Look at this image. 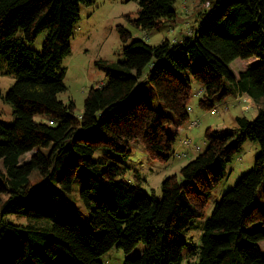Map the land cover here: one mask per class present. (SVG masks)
Segmentation results:
<instances>
[{"label":"trees","instance_id":"1","mask_svg":"<svg viewBox=\"0 0 264 264\" xmlns=\"http://www.w3.org/2000/svg\"><path fill=\"white\" fill-rule=\"evenodd\" d=\"M175 2L139 0L130 22L144 33L170 27L178 18ZM93 3L0 0V73L14 81L0 94L12 109L10 122L0 119V264H102L99 258L112 248L129 255L140 244L124 264H182V234L203 217L210 193L225 177L224 165L246 140L259 149L254 166L215 204L198 252L190 256L198 260L189 264H264L258 247L264 213L253 205L264 183V0H199L209 8L195 13L191 30L156 45L116 26L123 60L95 63L104 80L89 88L75 114L72 100L58 99L66 91L60 64L80 6ZM41 34L36 52L32 46ZM235 60L251 61L236 78L229 68ZM141 79L153 96L138 95L131 103ZM234 93L262 104L257 116L237 117L232 131L207 128L205 149L179 177L162 182L160 199L148 195L139 173L124 165L131 145L160 162L178 160L174 152L183 150L192 155L187 136L190 146L174 150V130L189 122L191 97L214 111L212 99ZM151 99L161 108L150 107ZM75 185L100 237L65 218ZM11 215L38 226L4 221Z\"/></svg>","mask_w":264,"mask_h":264},{"label":"rangeland","instance_id":"2","mask_svg":"<svg viewBox=\"0 0 264 264\" xmlns=\"http://www.w3.org/2000/svg\"><path fill=\"white\" fill-rule=\"evenodd\" d=\"M139 0H94L91 5H81L78 21L74 26L72 39L70 41L69 53L62 59L60 70L64 72L63 82L66 91L58 95V99L64 103L72 100L75 105V114H80L83 108V100L90 87H94L104 80L103 72L99 71L95 66L96 62H108L111 65L117 64L123 60L121 55V42L116 31V26H123L126 28L132 39H141L149 45H156L162 40L167 39L170 42L179 38L182 30H191V25L196 21L195 13L198 10H204L208 7V3L200 5L199 0H176L175 8L178 13V18L172 22L170 27L164 26L157 31H148L146 33L135 29L131 22L137 18L139 9ZM43 35L38 36L32 48L36 52H41ZM251 61L235 60L229 68L236 78L238 73L246 70ZM59 73V71L57 70ZM14 83L13 77L0 73V94L5 95L9 88ZM225 85L224 88H227ZM153 90L148 86L143 79H141L135 89V96L131 99L140 98L138 95L145 94L152 98ZM244 97L248 100L246 105L242 104L238 99ZM201 97H191L189 107V121H197V125L191 127L190 125H183L181 132L187 133L188 138L191 139L192 145L200 147L202 152L206 147L204 140V132L207 128L213 130L228 129L232 131L236 128V118H245L252 121L258 114L261 105L255 104L254 101L247 95L229 94L223 100L215 97L211 100L214 104V111L205 109L199 106L198 100ZM148 105L153 109H160L161 106L158 101L151 99ZM247 107V110H245ZM0 119L6 122L12 120V109L7 103L0 99ZM37 120H40L38 117ZM177 142L175 143V148ZM199 152V153H200ZM196 152L186 158L180 160H168L160 162L150 160L144 152L141 145L135 143L131 145V155L124 162L126 167L139 173L140 177L145 181L142 188L148 195H154L156 199L161 198L162 182L173 175L179 177L180 169L193 160ZM259 154V149L251 141L246 140L238 152H236L230 161L224 165V179L212 190L204 208L203 217L195 220L193 225L186 233H183L185 247L182 252V264H189L198 260L197 255H194L191 260L190 256L197 254L201 245L200 238L203 234L204 225L209 218L215 204L219 202L223 194L229 191L236 184L237 180L245 173L249 172L255 162V158ZM30 154L25 157L28 159ZM3 171L0 161V172ZM128 177H130L128 175ZM38 178L33 174L31 181L36 182ZM81 189V188H80ZM79 186L73 187L70 204L73 206L65 213L67 220L77 221L82 233H93L96 237H100L101 233L93 231L88 223V214L81 204L78 196ZM264 183L259 188L253 205L264 213ZM5 200V198L3 199ZM1 210V209H0ZM4 221H8L13 225H35L37 223L26 219L19 218L15 215L7 216ZM71 221V222H72ZM41 224V223H39ZM257 230L260 228L256 227ZM253 231V228H249ZM142 244L134 249V252L125 255L122 251L112 248L107 253L103 254L99 261L102 264H124L126 259H133L136 251L140 252ZM258 247L262 254H264V240L258 243Z\"/></svg>","mask_w":264,"mask_h":264},{"label":"built area","instance_id":"3","mask_svg":"<svg viewBox=\"0 0 264 264\" xmlns=\"http://www.w3.org/2000/svg\"><path fill=\"white\" fill-rule=\"evenodd\" d=\"M242 104L246 105L248 103V100L244 97H240L238 99ZM245 110H247V107H245ZM197 125V122L196 121H193L191 122L190 126L193 127V126H196ZM183 144L185 146H190L191 143H189V140H184V138L180 141V144ZM188 147H185V148H188ZM200 150V147L199 146H196V145H193L192 146V153H196ZM188 157V152L183 150L181 152H174V159H183V158H186Z\"/></svg>","mask_w":264,"mask_h":264},{"label":"crops","instance_id":"4","mask_svg":"<svg viewBox=\"0 0 264 264\" xmlns=\"http://www.w3.org/2000/svg\"><path fill=\"white\" fill-rule=\"evenodd\" d=\"M241 95H245V94H241ZM191 112V108H190V111H189V113ZM194 121V120H193ZM193 121H191V122H193ZM190 122V121H189ZM189 122L187 123V124H185V125H190L191 124V122H190V124H189ZM181 130V128H179V129H177V130H174V132L175 131H177V147L175 148V146H174V150L175 149H178V150H180L181 149V147H179L180 146V141L185 137V135H187V133H186V131L185 132H181L180 131ZM225 130V129H224ZM191 154H192V148H191Z\"/></svg>","mask_w":264,"mask_h":264}]
</instances>
